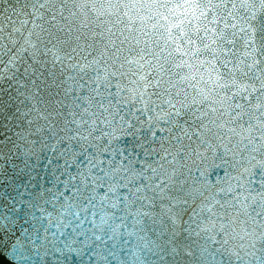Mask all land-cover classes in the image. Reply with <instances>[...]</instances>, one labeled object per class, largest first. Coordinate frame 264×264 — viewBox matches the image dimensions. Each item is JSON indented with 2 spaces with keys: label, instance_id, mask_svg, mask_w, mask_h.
<instances>
[{
  "label": "snow or ice",
  "instance_id": "obj_1",
  "mask_svg": "<svg viewBox=\"0 0 264 264\" xmlns=\"http://www.w3.org/2000/svg\"><path fill=\"white\" fill-rule=\"evenodd\" d=\"M31 9L35 20L43 22L34 24L43 35L37 34V44L28 42L31 53L28 48L21 51L11 40V17H0V126L14 122L13 127L27 131L41 118L47 121L53 113L61 115L65 107L61 87L66 83L62 78L66 69L73 72L71 78L85 92L76 99L97 105L98 111L92 113L85 106L84 114L96 120L103 117L104 121L111 115L113 121L119 119L129 129L141 118L151 121L142 129L145 140L153 137L145 149L151 162L135 172V180L142 186L137 185L133 194L143 195H137L133 203L161 209L152 223L161 225L165 243L159 246L168 253L162 258L184 264L194 255L186 235L195 229L185 225V217L191 220L204 213L210 214L206 217L210 222L212 217L226 221L219 227L222 236L250 241L238 245L243 255L234 251L231 256L239 261L245 255L254 256L247 248H255L256 241L264 245V190L251 205H246L249 197H244L241 205L246 206L233 215L230 210L238 208L233 201L239 197L232 195L231 187L206 196L214 186L207 183L206 174H201L203 181L200 176L192 179V167L186 161L195 166L194 157L203 160L204 152L213 151L220 159L236 151H248L249 155L259 152L264 157V0H32ZM90 16L95 20L88 23ZM5 22L10 25L9 35H5ZM125 80L131 87L124 86ZM63 95L67 98L66 89ZM33 99L43 103L42 110L32 104ZM158 123L162 125L159 131L166 133L167 142L176 148L175 156L167 148V155H161L151 147L157 142L159 132L152 129ZM92 131L102 138L112 135L99 127ZM12 136L15 139L0 134V164L6 166L11 163L8 157L19 152L17 141L25 139L19 132ZM159 143L163 148V142ZM112 151L117 157L121 155L118 146ZM168 156L185 163L169 172L161 163ZM123 163H129L127 157ZM5 171L0 168V175ZM258 172L264 175V165L258 166ZM257 185L264 189V180ZM98 187L102 190L104 184L99 182ZM108 190L115 192L116 188L109 184ZM230 195L232 199H228ZM21 210L13 204L10 212ZM12 222L10 214H0V229ZM241 224L246 226L241 228L243 235L233 230V225ZM223 243L226 245L228 239ZM18 247L12 249L14 255Z\"/></svg>",
  "mask_w": 264,
  "mask_h": 264
},
{
  "label": "water",
  "instance_id": "obj_2",
  "mask_svg": "<svg viewBox=\"0 0 264 264\" xmlns=\"http://www.w3.org/2000/svg\"><path fill=\"white\" fill-rule=\"evenodd\" d=\"M31 2L32 0H0V17H11L13 22L11 40L21 51L28 48L29 53L33 49L28 42L37 44V34L43 35L40 28L34 27L35 23L43 22L35 20L31 15ZM69 7H72L71 2ZM73 11L76 9L73 8ZM93 20L95 17L90 16L87 22L91 23ZM80 22L77 19V23ZM3 26L6 29L5 35H9L7 29L10 25L5 22ZM44 27L47 28L48 25L45 23ZM30 32L33 35L30 36ZM100 67L103 76L104 65L101 64ZM73 75V72L66 69L62 78L66 83L61 87L60 98L64 99L65 105L61 109V115L53 113L47 121L41 118L27 131L13 127L14 122H5L4 126H0V134L15 139L12 133L19 132L25 137L24 140L17 141L19 152L8 157L11 163L7 166L0 164V168H6L5 173L0 175V214H10L13 217L12 223L0 229V264H172L162 258L168 253L159 246L165 243L161 236V225L152 223V218L161 209L141 207L140 202L133 203L137 195H143L133 194L137 185L142 186L141 181L135 180V172L151 162L145 149L153 137L149 136L145 140L143 131L151 121L141 118L135 128L129 129L123 121H113L111 115H108V121H111L108 123L103 117L96 120L95 117L84 114L85 106L92 113L98 111L97 105L95 101L85 104L76 99L85 95V92L71 78ZM124 86L131 87L126 80ZM7 87L5 84V88ZM65 89L68 92L67 98L63 95ZM101 93L106 95L103 88ZM39 95L43 96L44 92L41 91ZM31 102L37 109H43L42 102L37 103L34 99ZM107 106L105 101V107ZM82 115L83 120L88 121L87 124L81 119ZM32 118L35 119V113ZM96 127L112 135L102 138L100 133L92 131ZM161 127L158 123L152 129L159 132V135L155 137L157 142L151 143V147L160 151L161 155H167L164 151L167 148L175 156L176 148L167 142L166 133L159 131ZM160 141L163 142V148ZM235 143L234 139L233 145ZM116 146L121 149L118 157L112 151V147ZM259 146L258 143L257 147ZM102 149L108 151L104 153ZM201 151L204 152V149ZM261 151L264 152V149ZM204 155L206 158L203 160L194 157L197 161L195 166L191 160L186 162L192 167V179L200 176L203 181L204 176L201 174H206L207 183L214 186V189L205 193L206 196L211 197L221 187H231L232 195L239 197L233 201L238 205V208L230 210L233 215L241 211L243 206L251 205L254 199H260L258 192L264 190L257 185L264 180V175L258 172V166L264 165L261 153L249 155L248 151L243 154L236 151L234 155L229 153L223 159L215 151L204 152ZM253 155L255 160L251 159ZM173 156L161 161L169 172L185 163L179 157L173 161ZM126 157L129 161L127 165L123 163ZM155 159L159 160L158 157ZM101 161L104 163H100ZM101 168L103 171H100ZM129 168L132 170L129 171ZM101 177L104 178L102 181ZM249 179L252 180L251 184ZM99 182L104 184L102 190L98 187ZM109 184L116 188L115 192H109ZM232 195L228 199H232ZM244 197L249 198L246 205H241ZM13 204L22 210L10 212ZM207 207L211 208L212 204H207ZM144 212H150L151 216L142 215ZM209 215L204 213L199 217L192 216L191 220L185 217V225L191 224L195 233L186 235L194 255L188 257L184 264H264V245L259 241H256L255 248H247L254 256L245 255L243 261L231 256L234 251H240L243 255L244 250L238 245H248L250 241L222 236L219 234V227L226 221L212 217L210 222L206 218ZM197 223L200 227H197ZM243 227L246 226L233 225V230L243 235ZM205 228L207 231L202 230ZM226 238L228 243L225 245L223 240ZM17 245L19 247L14 255L12 249Z\"/></svg>",
  "mask_w": 264,
  "mask_h": 264
}]
</instances>
